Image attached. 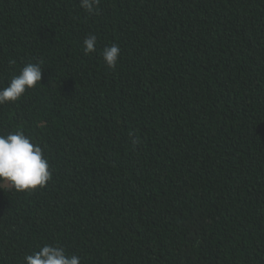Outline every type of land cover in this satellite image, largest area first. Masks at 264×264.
<instances>
[{
  "label": "trees",
  "instance_id": "16d2710c",
  "mask_svg": "<svg viewBox=\"0 0 264 264\" xmlns=\"http://www.w3.org/2000/svg\"><path fill=\"white\" fill-rule=\"evenodd\" d=\"M29 62L42 80L0 105V135L22 129L51 179L0 188V264L43 244L82 264H264V0H0V87Z\"/></svg>",
  "mask_w": 264,
  "mask_h": 264
},
{
  "label": "clouds",
  "instance_id": "9594fccd",
  "mask_svg": "<svg viewBox=\"0 0 264 264\" xmlns=\"http://www.w3.org/2000/svg\"><path fill=\"white\" fill-rule=\"evenodd\" d=\"M98 0H80V6L88 13L95 11ZM97 37L85 38V55L96 51ZM103 60L109 68H115L121 52L113 44L103 49ZM42 80V67L29 62L19 74L12 77L6 87H0V105L18 102L26 91L35 89ZM51 179L49 161L39 144L32 142L22 129L0 135V188L10 187L19 193H31L43 188ZM26 264H82L77 255H69L62 246L43 244L38 251L25 257Z\"/></svg>",
  "mask_w": 264,
  "mask_h": 264
}]
</instances>
